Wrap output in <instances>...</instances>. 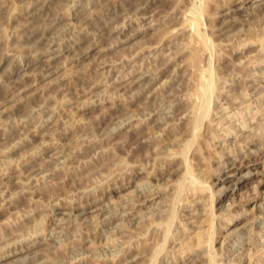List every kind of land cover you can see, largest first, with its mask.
<instances>
[{"label": "rangeland", "instance_id": "1", "mask_svg": "<svg viewBox=\"0 0 264 264\" xmlns=\"http://www.w3.org/2000/svg\"><path fill=\"white\" fill-rule=\"evenodd\" d=\"M26 1L0 0V264H264V0H146L101 28L118 0H56L49 41L85 39L50 69L14 33Z\"/></svg>", "mask_w": 264, "mask_h": 264}, {"label": "bare ground", "instance_id": "2", "mask_svg": "<svg viewBox=\"0 0 264 264\" xmlns=\"http://www.w3.org/2000/svg\"><path fill=\"white\" fill-rule=\"evenodd\" d=\"M26 1V0H25ZM56 0H27L26 2H25V4H24V7L22 8L24 11H23V18H21L22 20H21V23H20V26L18 27V29L16 30V32H14L15 33V35L19 38V41L21 42V45L23 46V47H31V46H34L35 44H37V43H39V41H41V40H43V43H45V46L44 47H40V48H43L41 51H40V53H39V58H38V60H42V61H44V62H46V66H47V68H51V67H53V66H56L55 64H56V62H58L66 53H67V51H69V50H71L72 48H75L76 50L77 49H79V48H81V40H84L85 39V37H83L82 36V34L80 35V37H78L77 38V40H75L74 42H71V43H68V44H65V45H59L58 43L56 44V43H54V42H52V40H51V42L49 41L50 39H49V32L52 30V29H54V28H56V27H58V24L61 22V18L63 17V16H61V15H64L65 13H67L65 10H64V7H62L63 8V11H62V9L60 10V11H58V12H55V11H51V9H53L54 7V2H55ZM60 1H62V2H64L65 0H57V2H60ZM146 0H118V5L116 6V7H113V6H111V5H109V3L108 4H106V5H108V7H106L105 9H104V11H103V13H102V15H105L103 18L101 17V20H97L95 17L93 18L92 16V18H89L87 21L89 22V23H93L94 21H95V24L99 27V28H101V27H103V26H105L108 22H109V18H110V20L111 19H115L116 18V16H118L119 14H126L127 15V13H129L131 10L134 12L135 10L134 9H136L137 8V10H138V8L140 7L139 5H143V4H145L146 2H145ZM251 1H258V0H251ZM260 1V0H259ZM113 2V1H112ZM87 4V3H86ZM91 4V3H90ZM111 4V3H110ZM133 6H135V7H133ZM93 5V4H92ZM1 6V5H0ZM91 6V5H90ZM82 7V6H81ZM84 7V6H83ZM131 7H133L134 9H132ZM113 8H115V10H112ZM131 8V9H130ZM2 9H4V8H2ZM6 9V8H5ZM4 9V10H5ZM3 10V11H4ZM85 10V9H84ZM90 10H91V8H90ZM3 11L0 9V20H3L4 19V17H7V16H5V14H3ZM64 11H65V13H64ZM5 12H6V10H5ZM64 13V14H63ZM76 13H77V11H76ZM131 13V12H130ZM129 13V14H130ZM197 13V12H196ZM90 14V13H89ZM136 14V13H135ZM8 15V14H7ZM90 17V16H89ZM3 18V19H2ZM98 18V17H97ZM84 23V22H83ZM88 23V24H89ZM82 27V26H81ZM89 27V26H88ZM95 27V26H94ZM94 27H92L93 29H94ZM97 27V28H98ZM90 30H91V28H90ZM89 31V30H88ZM87 31V32H88ZM92 32H93V30H92ZM73 33V32H72ZM82 33V32H81ZM95 34V33H94ZM78 36V35H77ZM14 37V36H13ZM16 37V38H17ZM2 38V37H1ZM47 40V41H44V40ZM55 41V40H54ZM56 42V41H55ZM63 43V42H62ZM61 44V43H60ZM93 45V44H92ZM88 46V45H87ZM262 46V45H261ZM20 49H21V47H20ZM39 49V48H38ZM74 49V50H75ZM84 49V48H83ZM40 50V49H39ZM80 50H82V48L80 49ZM91 50H92V47L90 46V47H88L86 50H83V51H81L79 54H80V56H79V58H78V60H77V62L79 63V62H81V61H85L87 58H89V56L92 54L91 53ZM34 52V51H33ZM37 52H38V50H37ZM70 52V51H69ZM76 52H79V50L78 51H76ZM75 52V53H76ZM35 54H36V51L34 52ZM71 53V52H70ZM82 53V54H81ZM31 54V53H30ZM74 54V53H73ZM75 55V54H74ZM32 56V55H31ZM46 57V58H45ZM74 57V56H73ZM78 57V56H77ZM257 58H259V57H257ZM256 58V59H257ZM73 59V58H72ZM76 62V63H77ZM255 62V61H254ZM18 63H20V62H18ZM25 63V62H24ZM259 64H261V63H259ZM20 65V64H19ZM26 65V64H25ZM29 65V64H28ZM209 65V64H208ZM17 66V65H16ZM32 68V67H31ZM35 67H33V69H34ZM208 71V70H207ZM32 72V69H30V65L28 66V67H26V66H20L19 68H17L16 69V71H15V73H18V75L17 76H19V77H17V78H20V76H21V78H22V76H24V75H29L30 73ZM22 73V74H21ZM52 73V71L50 72V73H45L44 74V76L46 77L47 75H49V74H51ZM200 73V72H199ZM43 76V77H44ZM143 77V76H142ZM144 78V77H143ZM9 79V78H8ZM199 79V78H198ZM14 80V79H13ZM16 80V79H15ZM42 80V79H41ZM211 80V79H210ZM43 81H44V79H43ZM141 81H142V79H141ZM140 81V82H141ZM152 82V80H148V82ZM198 81H200V80H198ZM33 82V81H32ZM32 82L31 83H28V84H26L27 86H32ZM34 82H36L35 80H34ZM214 82V81H213ZM14 84V83H13ZM199 84V83H198ZM8 85V84H7ZM10 85V84H9ZM38 85H39V83H38ZM16 86H18V85H16V84H14L13 85V88L14 87H16ZM27 86H24L25 88L23 89L24 91L28 88ZM43 86V85H42ZM196 86H197V84H196ZM195 86V87H196ZM9 87V86H8ZM12 87V86H11ZM210 87H211V85L209 84V83H207V84H205V86H204V88H205V92L204 91H202L201 93H199V95L201 96L200 97V100L199 101H197L196 103L194 102L195 101V97H193L194 98V101H192V103L194 102L195 104H193V105H191L190 104V107H187L186 108V111H185V113L187 114V115H191L190 113H196V116H197V120L199 121L201 118H203L204 116H205V114H206V112L208 111V107H209V101H210V96L208 95V91H209V89H210ZM199 88V87H198ZM10 89V88H9ZM11 90V89H10ZM59 90V89H58ZM12 91V90H11ZM14 91V93H15V91H16V89L15 90H13ZM30 91V90H29ZM35 91V90H34ZM141 91V90H140ZM6 92H7V90H6ZM13 93V92H12ZM27 93V92H26ZM25 93V94H26ZM51 94V93H50ZM197 94H198V92H197ZM27 95V94H26ZM190 95V94H189ZM192 95V94H191ZM23 96V95H22ZM29 96V95H28ZM178 96V95H177ZM181 97V96H180ZM183 97V96H182ZM187 97H188V95H187ZM190 97V96H189ZM28 98V97H27ZM162 98H164V97H162ZM177 98V97H176ZM178 98H179V96H178ZM177 98V99H178ZM182 99H185L184 97L183 98H179V100H178V104L179 105H181L180 103H181V101H183ZM191 99V98H190ZM189 99V100H190ZM181 100V101H180ZM162 101V100H161ZM167 101V100H166ZM177 103V102H176ZM175 103V104H176ZM165 104V103H164ZM173 104V103H172ZM170 105V104H169ZM177 107V106H176ZM202 109H203V111H202ZM162 110H163V108H162ZM171 111V110H170ZM209 111H210V109H209ZM207 115H209V113L207 114ZM192 116V115H191ZM190 116V117H191ZM129 117H131L130 115H129ZM128 117V118H129ZM161 117H164V116H161ZM128 118H127V120H128ZM171 118V117H170ZM166 119V118H165ZM215 119V118H214ZM212 120H213V118H212ZM126 121V120H125ZM197 121V122H198ZM197 122H195L196 124H195V129L194 130H196L198 127L197 126H199L198 125V123ZM154 125L155 126H159V125H161V123H160V121L158 120V119H155V123H154ZM164 127V126H163ZM200 127V126H199ZM162 128V127H161ZM2 130V129H1ZM53 131V130H52ZM34 132V131H33ZM57 154V153H56ZM68 155V154H67ZM59 157V156H58ZM192 160V158L190 159V161ZM193 170V169H192ZM190 173V172H189ZM195 178V177H194ZM29 180V179H28ZM201 182H204V181H201ZM203 185V184H202ZM7 188V187H6ZM205 188V187H204ZM199 189V188H198ZM200 189H201V187H200ZM6 190V189H5ZM3 192H4V190H3ZM3 195V194H2ZM135 202V201H134ZM139 203V202H138ZM140 212V211H139ZM141 213H142V211H141ZM127 220H129L128 218H127ZM122 222V221H121ZM124 223V222H123ZM170 227H171V225H170ZM170 230V229H169ZM166 232V231H165ZM214 236V235H213ZM168 237V236H167ZM167 237H165V238H167ZM208 237V236H207ZM212 239H213V237H212ZM164 240H166L167 241V239H164ZM163 240V244H165V242L166 241H164ZM169 240H171L170 238H169ZM225 241V240H224ZM212 240H210V246H212ZM146 243V242H145ZM223 243V242H222ZM122 244H124V243H122ZM132 244H133V242H132ZM163 244L161 245V243L158 245V246H161V248H163L164 246H163ZM116 245V244H115ZM114 245V246H115ZM138 245V244H137ZM22 246V245H21ZM117 246V245H116ZM163 246V247H162ZM110 247V246H109ZM133 247H135V246H133ZM150 247V246H149ZM208 247V246H207ZM151 248V247H150ZM161 248H160V250H161ZM213 248V247H212ZM76 249V248H75ZM113 249H114V247H113ZM126 249H127V247L125 248V251H126ZM207 249V248H206ZM211 249V248H210ZM72 251V250H71ZM79 251V250H78ZM128 251H129V249H128ZM128 251H126V252H128ZM84 252V251H83ZM105 253V252H104ZM120 253V252H119ZM129 253H130V251H129ZM133 253V252H132ZM217 253V252H216ZM77 254V253H76ZM79 254V253H78ZM108 254V253H107ZM113 254V253H112ZM125 254V253H124ZM143 253H138V257H136V259H138V258H140V257H144V255H142ZM210 254V253H209ZM81 255V254H80ZM100 255V254H99ZM117 255V254H116ZM79 256V255H78ZM119 256V255H118ZM121 256V255H120ZM156 256V255H155ZM88 257V256H87ZM95 257V256H94ZM99 257V256H98ZM165 257V256H164ZM97 258V257H96ZM109 258V257H108ZM114 258V257H113ZM116 258V257H115ZM119 258V257H118ZM133 258V257H132ZM162 258V257H161ZM174 258H175V255H174ZM212 258V257H211ZM73 259V258H72ZM86 259V258H85ZM153 259H154V257H153ZM160 259V258H159ZM180 259V258H179ZM218 259V258H217ZM106 260V259H105ZM111 260V259H110ZM126 260L128 261V262H131V261H133L134 259H131V258H129V257H127L126 258ZM155 260V259H154ZM169 260V259H168ZM174 260H176V258L174 259ZM215 260V259H214ZM67 261V260H66ZM113 261V260H112ZM177 261V260H176ZM121 262V261H120ZM158 262H160V261H158ZM167 262H169V261H167ZM179 262V261H178ZM216 262H217V260H216ZM63 263V262H62ZM61 263V264H62ZM66 263V262H65ZM113 263V262H112ZM75 264V263H74ZM180 264V263H179ZM183 264V263H182Z\"/></svg>", "mask_w": 264, "mask_h": 264}]
</instances>
